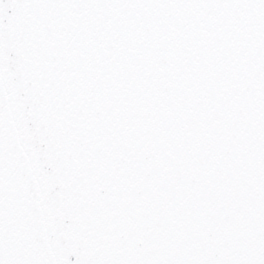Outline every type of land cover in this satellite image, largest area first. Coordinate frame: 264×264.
<instances>
[{
	"label": "snow or ice",
	"instance_id": "1",
	"mask_svg": "<svg viewBox=\"0 0 264 264\" xmlns=\"http://www.w3.org/2000/svg\"><path fill=\"white\" fill-rule=\"evenodd\" d=\"M0 264H264V0H0Z\"/></svg>",
	"mask_w": 264,
	"mask_h": 264
}]
</instances>
